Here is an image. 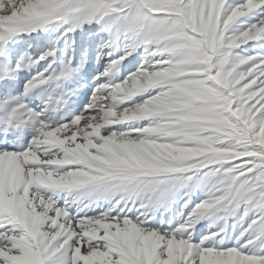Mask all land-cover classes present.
I'll list each match as a JSON object with an SVG mask.
<instances>
[{"label": "snow or ice", "instance_id": "6c2138e0", "mask_svg": "<svg viewBox=\"0 0 264 264\" xmlns=\"http://www.w3.org/2000/svg\"><path fill=\"white\" fill-rule=\"evenodd\" d=\"M0 264H264V0H0Z\"/></svg>", "mask_w": 264, "mask_h": 264}]
</instances>
